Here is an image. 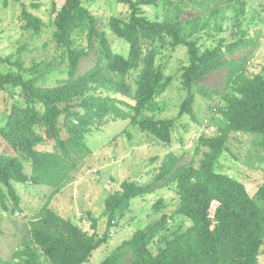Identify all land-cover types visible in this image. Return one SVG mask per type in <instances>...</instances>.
Returning a JSON list of instances; mask_svg holds the SVG:
<instances>
[{"label": "trees", "instance_id": "1", "mask_svg": "<svg viewBox=\"0 0 264 264\" xmlns=\"http://www.w3.org/2000/svg\"><path fill=\"white\" fill-rule=\"evenodd\" d=\"M116 1L128 6V18L112 15L107 26L128 44L126 55L112 49L105 32L98 28L97 17L82 0H64L55 10L53 36L62 54L60 61L53 58L25 67L20 57L12 60V55H0V89L20 90V99L13 101L0 123L1 208L9 209L6 193L16 199L13 182L53 185V192L60 188L75 168L77 157L87 150L83 138L87 116L104 121H108L107 113L132 119L141 116V127L168 141L172 121L144 114L169 85L164 73L166 61L157 62V57L165 55L163 49L185 46L181 78L188 100L199 89L202 78L229 66L216 107L222 118L217 134L200 138L207 150L197 168H187L175 154L168 153L150 182L124 180L104 200L109 228L130 209L133 198L178 181L177 215L184 218L183 222L152 252L147 246L167 225V215H162L135 230L97 264H258L259 257L264 255V209L254 202L240 180L220 170V158L228 150L227 142L233 132L264 134V63L259 73L248 76L239 71L235 59L224 57L221 48L201 50L197 38L192 36L195 28L179 20V4L184 0H161L173 13L162 21L152 20L142 11V6L158 5L160 0ZM218 1L228 4L233 0ZM23 17L24 27L37 34L45 24L27 11ZM78 36H84L85 42L78 41ZM91 50L95 63L80 73V60ZM232 51L228 46L227 52ZM54 68H61L64 75L50 84ZM116 94L133 100L129 104L132 114L115 105L112 95ZM188 100L182 105L185 109ZM46 139L54 141L53 151L39 149ZM24 158L29 161V174ZM257 192L263 199L264 182ZM213 200L218 204L210 215ZM14 210H21L18 203ZM186 220L188 225L183 224ZM28 223V237L23 242L27 255L24 264H90L92 252L108 239L107 231L102 235L87 233L45 205L37 218ZM91 226L96 227L95 219Z\"/></svg>", "mask_w": 264, "mask_h": 264}, {"label": "rangeland", "instance_id": "2", "mask_svg": "<svg viewBox=\"0 0 264 264\" xmlns=\"http://www.w3.org/2000/svg\"><path fill=\"white\" fill-rule=\"evenodd\" d=\"M82 1L97 17L98 28L105 32L112 49L126 55L128 44L114 35L107 21L112 15L127 19L128 6L116 0ZM63 2L0 0V55H12V60L20 57L25 67L53 58L60 61L62 54L53 36L52 19ZM179 7V20L187 27L195 28L192 36L197 38L201 50L221 48L225 51L224 57L235 59L240 65L239 71L248 76L261 71L264 63V0H233L228 4L218 0H184ZM24 11L44 21L38 34L24 27ZM142 11L156 21L173 16L161 0L158 5L142 6ZM78 37V41L85 42L84 36ZM228 46L233 48L231 53L227 52ZM163 50L165 55L158 56L157 62L166 61L164 73L169 78V85L155 97L152 109L144 115L171 120L170 139L163 141L141 127V116L132 119L107 113L108 121L87 116L83 122L87 127L83 133L87 150L77 157L75 168L69 171L56 192H53V185L13 182L16 199L5 194L9 209L3 210L0 205V264H24L23 259L27 255L23 242L28 237V221L37 218L44 205L57 215L70 219L87 233L102 235L108 232L107 242L92 252L90 264L100 262L124 239L131 237L135 230L144 228L162 215H167V225L147 248L155 252L158 245H163L161 240L171 237L172 232L177 230L180 222H183L181 219H184L177 215L180 202L178 181L133 198L130 209L109 228L107 214L104 213L105 198L122 181L150 182L168 153L175 154L187 168H197L203 152L207 150L200 143V138L217 134L222 122L216 107L221 101L229 66H223L202 78L198 82L199 89L196 88L193 98L188 100V92L183 88L181 78L186 47ZM94 63L95 53L91 50L88 56L81 58L79 72L86 71ZM61 68L52 70L50 84L54 83L52 81L56 77L64 75L60 72ZM24 76L27 77V74ZM112 97L120 110L133 113L129 107V104H133L130 97L123 94ZM18 99V87L0 89V123L5 120L13 101ZM186 100L188 108L185 109L182 105ZM62 129H65L64 125ZM227 145L228 150L220 158V170L240 180L254 202L264 209V198H259L257 192L264 182V134L233 132ZM39 149L53 151L54 141L46 139ZM24 159L25 171L29 174V161ZM15 203L20 205L21 210L12 211ZM217 204L216 200L212 201L210 215ZM93 219L96 221L95 228L91 226ZM183 224L188 225L189 221ZM258 264H264V255L259 257Z\"/></svg>", "mask_w": 264, "mask_h": 264}]
</instances>
